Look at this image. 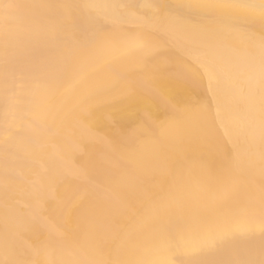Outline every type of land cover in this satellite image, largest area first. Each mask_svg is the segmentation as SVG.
Here are the masks:
<instances>
[{
  "label": "bare ground",
  "instance_id": "6f19581e",
  "mask_svg": "<svg viewBox=\"0 0 264 264\" xmlns=\"http://www.w3.org/2000/svg\"><path fill=\"white\" fill-rule=\"evenodd\" d=\"M0 264H264V0H0Z\"/></svg>",
  "mask_w": 264,
  "mask_h": 264
}]
</instances>
